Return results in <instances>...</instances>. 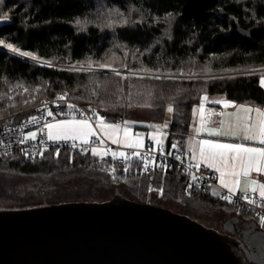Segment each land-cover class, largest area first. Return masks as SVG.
Returning <instances> with one entry per match:
<instances>
[{
  "label": "trees",
  "instance_id": "16d2710c",
  "mask_svg": "<svg viewBox=\"0 0 264 264\" xmlns=\"http://www.w3.org/2000/svg\"><path fill=\"white\" fill-rule=\"evenodd\" d=\"M185 2L0 0V18L5 14L9 17L0 23V41L13 43L53 63H109L120 68L218 74L159 79L131 74L122 78L93 69L41 65L0 49V118L21 110L29 97L22 96L11 104L7 94L15 85L39 86L38 97H52L59 90L68 89L75 100L90 104L109 121L123 119L131 109L147 110L154 119L168 120L167 143L172 146L184 141L193 110L206 95H223L237 103L263 106L260 78L264 75V0H215L206 21L183 18ZM107 9L114 16H109ZM114 19L119 20L108 27ZM168 21L172 22L170 27ZM238 24L256 26L257 30L250 39H244L236 31ZM225 71L232 73L221 74ZM170 105L171 113L167 110ZM6 176L19 182L11 183L10 191L23 183L24 190L16 198L23 201L32 192L34 200H27L30 205L18 201L0 209L123 198L146 202L156 193L163 204L173 202L186 208L174 210L179 213L212 214L224 209L241 213L251 223L258 222L250 213L220 197L200 192L187 194L186 177L178 169L147 173L134 163L125 171L92 152L83 156L69 149H48L34 160L21 154L0 155V177ZM29 184L32 190L27 189ZM111 189L114 194L107 196L105 190ZM232 248L244 264H249L240 243H234Z\"/></svg>",
  "mask_w": 264,
  "mask_h": 264
},
{
  "label": "water",
  "instance_id": "95a60500",
  "mask_svg": "<svg viewBox=\"0 0 264 264\" xmlns=\"http://www.w3.org/2000/svg\"><path fill=\"white\" fill-rule=\"evenodd\" d=\"M214 1L186 0L182 17L206 21ZM256 30L236 28L244 39ZM251 224L257 232L247 236L264 238ZM243 241L186 214L133 199L0 209V264H244L234 243L245 248L249 264H263Z\"/></svg>",
  "mask_w": 264,
  "mask_h": 264
},
{
  "label": "built area",
  "instance_id": "2783aa9c",
  "mask_svg": "<svg viewBox=\"0 0 264 264\" xmlns=\"http://www.w3.org/2000/svg\"><path fill=\"white\" fill-rule=\"evenodd\" d=\"M39 91L40 87L37 85H15L9 90L7 98L11 104H14L17 98L22 96H29L25 99L29 103L25 104L21 110L0 118V155L21 154L26 159L34 160L48 149H69L85 156L93 149L101 148L105 150L102 157L104 160L112 165L120 166L124 170L125 168L130 169L134 163L140 166L142 172L147 173L156 169H178L186 177L187 194L192 192L212 194L213 189L219 185L218 176L212 168L207 167L203 162H199L200 168L197 170L195 164L198 161L192 159V154L182 149H175L167 142H148L142 147H130L118 142L113 143L101 133L90 138L87 144L73 139H48L45 125L56 119L86 118L96 124L98 120H107V118L92 106L75 100L68 89H61L52 97H38L36 93ZM60 96L65 98L58 99ZM69 105L74 107H69ZM49 111L53 113L52 116L48 115ZM31 117H36V120L29 122ZM119 122L124 124V118ZM30 132H36L37 135L34 140L25 139ZM22 140L23 143H21ZM120 152L125 153L127 159L118 155L113 156V153ZM134 153H139V155H134ZM145 159L148 161L147 170L144 168ZM193 175L197 177L196 180L192 179ZM152 183L151 180L150 185ZM189 184L192 187L189 188ZM228 194V191L223 193V195ZM247 195L255 203H248L243 198L244 192H235L231 196V202L226 201L238 209L250 213L264 227V223L260 220V217L264 216V198H261L257 191L253 192L252 190L248 191Z\"/></svg>",
  "mask_w": 264,
  "mask_h": 264
},
{
  "label": "crops",
  "instance_id": "0c3cea01",
  "mask_svg": "<svg viewBox=\"0 0 264 264\" xmlns=\"http://www.w3.org/2000/svg\"><path fill=\"white\" fill-rule=\"evenodd\" d=\"M264 71V69H261ZM264 76V75H263ZM207 100H202L203 110L201 111L200 104H198L193 110L192 121L190 124L189 132L187 133L183 142H175V149H182L193 155L195 153L198 162H203L199 159L200 151V141H210L213 143L221 144H233L241 145L245 148H255V149H264V143L260 141L264 139V116L258 114L255 110L260 109L261 113H264V105L256 106L252 104H242L235 101L227 99L223 95H206ZM227 104V106H226ZM252 108V112L244 111V108ZM81 120H87L91 126V130L95 132V135L101 133L103 136L110 140H116L118 143H121L125 146L136 145L137 142L142 145L148 142H167L168 140V127L165 130L158 129H147L141 130L138 125H126L121 124L118 121H109V120H98L96 124H93L86 118H70L59 120L64 122H76ZM57 122L53 123L56 124ZM107 126H118V127H104ZM128 129V134H125V129ZM53 134L56 133V129H53ZM147 131V132H146ZM146 132V134H144ZM219 132L220 134H214ZM95 135L88 136L89 140ZM249 138H245V137ZM62 140V139H60ZM78 141H83L82 138L73 139ZM100 154L97 155L102 158L105 154V150L98 148L95 149ZM205 150L208 151V147L205 146ZM212 151H224L225 149H212ZM93 153V151H92ZM236 155L234 152H228L229 161L228 166L226 167L222 162H217L216 167L220 168L221 171L225 172L226 179L231 182L235 177H230L227 175L228 172L232 171L231 165L233 161L231 157ZM242 156L247 158L251 155L255 160H257L260 166H264V159L259 158L258 153H241ZM204 163V162H203ZM243 165L240 161H236L235 171L240 172L239 176L240 184L236 187L235 192H243L242 190L247 185V192L252 190L253 187H256V191L259 193L258 184L264 183V172L258 173L253 169L249 172L248 176L245 177L242 174ZM218 176L219 185L216 186L215 190L219 195H212L215 197L223 196L225 191H228L227 188H224L220 184V171H217L216 168H212ZM251 181H256L257 185H251ZM255 225L264 232V227L259 223Z\"/></svg>",
  "mask_w": 264,
  "mask_h": 264
},
{
  "label": "rangeland",
  "instance_id": "374dc122",
  "mask_svg": "<svg viewBox=\"0 0 264 264\" xmlns=\"http://www.w3.org/2000/svg\"><path fill=\"white\" fill-rule=\"evenodd\" d=\"M101 9H102V7H101ZM106 12L109 16H111V17L114 16V13L111 12L110 10L107 9ZM131 17H132V15H131ZM118 20L119 19L111 20V22L109 24L114 25V23H117ZM4 21L5 20L0 18V23H2ZM171 23L172 22L168 23V27H170ZM6 44H12L14 47H16L15 44L10 43V42H4L3 44H0V47L3 46L2 48L6 49V47L4 46ZM17 48H19V47H17ZM21 50L25 51L23 49H21ZM5 52L15 54V53L11 52L9 49H6ZM15 55H17V54H15ZM112 57L115 58V62H116L117 61V58H116L117 54H114ZM22 58L29 60L31 62L37 63V64L46 65V66L54 65V66H60V67L67 68V69H79V70L93 69L96 71H102L103 73H112V74H115V72H113L111 70V68H115L121 72L122 78H125L127 75H131V74L137 75V76H142V77H151V78H156L157 76H159L160 78H162V77H185V78H196V77H198V78H203V77H211V76L218 75L217 73H213V72H205V73L204 72H201V73L197 72L195 74H188V73H184V72H162V71L150 70V69H135V68L130 69V68H127L126 66H121V68H120V67L113 66L114 64H109V63L103 64V65H109L110 66L107 68H101L100 65H91V68H89V66H82V65H72V64L61 65L58 63H53L49 60L42 59L41 57H39L40 58L39 62L34 61L30 58H25V57H22ZM44 62H48V63H44ZM229 73H232V71L221 72V74H229ZM86 104H88V103H86ZM88 105H90V104H88ZM123 118H124V124L133 125V126L138 125V127L141 130L147 129V131H149L151 128L152 129H158V130H160V129L165 130L170 125L168 120L154 119L150 116V112H148L147 110H143V109H131L127 114H125V116ZM169 118L170 117H167V119H169ZM59 120H63V119H56L54 121L48 122L47 124H53ZM125 122H127V123H125ZM165 125H167V126L165 127ZM154 126H157V127H154ZM146 132L144 134H146ZM47 134H48V129H47ZM41 156H43V154ZM80 181H83V180H80ZM13 182H17V179L12 178V177H9L7 179V176L6 177H0V207H3V205H5V206L12 205L14 203H17L18 201H21L22 204L30 205V204H27L28 203L27 200L28 201L34 200V197H33L34 194L32 192H30L26 198H23V201H22V199L16 198V196L20 195L21 191L24 190V187L21 186V185H23V183H21V185H19V184L15 185L16 187L14 186L12 188L13 191H10L11 190L10 185ZM17 183H19V182H17ZM17 186L19 189L17 188ZM34 188H36V187H34ZM27 189L32 190L33 187L29 184ZM101 191H104V190L101 189ZM105 192H106L107 196H111L114 194L113 189L105 190ZM93 199H95V198H93ZM146 202L151 203V204H155V205H159V206H163V207H167L170 209L172 208L173 210H177L178 208H180V210H186V208H181V207L176 206V204L173 202H168L166 204H163V201L160 200V196H158L156 193L155 194L153 193V195H151V197H149V200H147ZM191 213H193V212H191ZM240 214H238L237 212H234V211L227 212L226 210L222 209V210H217L216 212H213L212 214H210L208 211H203L201 213L196 212V214H186V215L191 217L194 220L199 221L200 223L204 224L205 226H207L209 228L217 230L219 233H223V234L229 235L233 238H237V239L240 238V239L244 240L246 243L244 241H243V243H245V245L248 244L247 247L252 252L253 258H255V261L261 262L264 258V240H263L264 238L263 237L262 238H260V237L255 238L252 235H249V236L241 235L239 232V228H240L239 226L240 225L237 224V221H234L236 224L235 226H232V225L226 223V222H228V220L230 218H232L234 216H238V217L245 219ZM257 223L260 224L259 221ZM245 236H247V238Z\"/></svg>",
  "mask_w": 264,
  "mask_h": 264
},
{
  "label": "snow or ice",
  "instance_id": "6c2138e0",
  "mask_svg": "<svg viewBox=\"0 0 264 264\" xmlns=\"http://www.w3.org/2000/svg\"><path fill=\"white\" fill-rule=\"evenodd\" d=\"M3 20L7 21L9 19L8 15L5 14L2 17ZM124 23H127V21H123ZM78 25L80 24V21L77 20L76 22ZM108 27H112L111 24L107 25ZM3 41H0V44H3ZM6 48H8L11 52L21 56V57H25V58H30L34 61H40V58L38 56H36L34 53L30 52V51H22L20 48L14 47L12 44H6L4 45ZM44 63H48V62H44ZM50 66V65H49ZM101 68H107L110 67L109 65H100ZM89 68H91V65H89ZM111 70L113 72H115V74L117 76H121V72L115 68H111ZM157 79H159L160 77L157 76ZM260 85L261 87H264V76H261L260 78ZM25 91H27V89H25ZM64 96H60L58 97V99H64ZM204 100H207V97L205 96L203 98ZM25 104H28L29 101L25 100L24 101ZM227 106V104H226ZM69 107H74L73 105H69ZM201 111L203 110V103H201L200 105ZM170 113L173 112V107L170 105L167 109ZM244 111L246 112H252L253 109L248 107V108H244ZM258 114L264 116V113H261L260 109H256L255 110ZM49 116H52L53 113L51 111L48 112ZM36 117H31L29 122L35 121ZM127 123V122H125ZM167 125H165L166 127ZM45 127L48 129V139L50 140H60V139H78V138H82L83 139V143L87 144L89 141L87 139L88 136L91 135H95V132L93 130H91V126L89 125L87 120H81V121H76V122H64V121H60L57 122L56 124H47L45 125ZM104 127H118V126H107L105 125ZM157 127V126H154ZM53 129H56V133L53 134ZM128 129H125V134H128ZM214 134H220L219 132H215ZM36 132H30L27 134V136L25 137V139H35L36 138ZM246 139L249 137H245ZM261 143H264V139H262L260 141ZM21 143H23V140L21 141ZM113 143H117L116 140H113ZM157 143H159V141H157ZM75 146V145H73ZM128 146H135V147H142L143 145L139 142H137L136 145H128ZM205 146L208 147V151L205 150ZM173 148L176 147L175 144L172 145ZM212 149H225L227 150V152L224 151H212ZM228 152H234L236 153V155H233L231 157V160L233 161L231 168L232 171L228 172L227 175L230 177H235V179H233L231 182H229V180L226 179V174L225 172L221 171L220 168L216 167L217 162H222L226 167L228 166V161H229V156H228ZM241 153H246V154H251V153H258L259 154V158L260 159H264V149H255V148H245L241 145H233V144H221V143H213L210 141H200V151H199V159L201 161H203L207 167L209 168H216L217 171H220V184L224 187L228 189L229 194L228 195H223L220 198L223 200H227L229 202H231V196L233 194H235V189L236 187L240 184V180H239V176L241 175L240 172L235 171L236 168V161H240V163L243 165L242 168V174L243 176L247 177L249 172L252 171L253 169H255L256 172L258 173H262L264 172V166H260L259 162L257 160H255L251 155L247 156V158H245L244 156L241 155ZM100 153L93 149V155H99ZM27 155V153H26ZM42 155V153H41ZM57 155H59V152H57ZM120 156L123 157L125 159H127V156L125 153L120 152V153H113V156ZM134 155H139V153H134ZM192 159L196 160L197 157L195 155V153H193L192 155ZM148 167V161L147 159H145L144 161V168L145 170H147ZM195 167L197 168V170H199L200 168V163H196ZM128 169L125 168V171H127ZM112 172H115V169H112ZM193 180H196L197 177L195 175L192 176ZM251 185H257L256 181H251L250 182ZM188 187H192L191 184L188 185ZM259 187V195L261 198H264V183H260L258 184ZM150 191L153 189H149ZM160 194L163 195V190L160 189ZM244 192V196L243 198L245 200L248 201V203H255L254 200L250 199L247 195V185L245 186V188L242 190ZM252 191L255 192L256 191V187L252 188ZM213 195H219V193H217L215 190L213 191ZM260 220L262 223H264V216L260 217Z\"/></svg>",
  "mask_w": 264,
  "mask_h": 264
},
{
  "label": "flooded vegetation",
  "instance_id": "af4514ba",
  "mask_svg": "<svg viewBox=\"0 0 264 264\" xmlns=\"http://www.w3.org/2000/svg\"><path fill=\"white\" fill-rule=\"evenodd\" d=\"M237 217V220H235V221H237V224L238 225H240L239 227V232H240V234L241 235H248V234H250V232H257V230L255 229V226H253L252 224H251V222L250 221H248V220H245V219H243V218H241V217H238V216H236ZM233 218V217H232ZM232 218H230L229 220H228V222H226L227 224H230V225H232V226H235L236 224H235V222L234 221H232ZM240 239V238H239ZM248 251H249V249H248ZM250 253H252V252H249V254ZM247 255L245 254V257H246ZM248 258V257H247ZM248 261H249V259H248ZM264 264V263H263Z\"/></svg>",
  "mask_w": 264,
  "mask_h": 264
},
{
  "label": "bare ground",
  "instance_id": "6f19581e",
  "mask_svg": "<svg viewBox=\"0 0 264 264\" xmlns=\"http://www.w3.org/2000/svg\"><path fill=\"white\" fill-rule=\"evenodd\" d=\"M3 47V46H2ZM6 49H8V48H6Z\"/></svg>",
  "mask_w": 264,
  "mask_h": 264
}]
</instances>
